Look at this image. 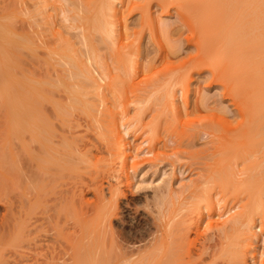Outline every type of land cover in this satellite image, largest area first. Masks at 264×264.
Returning <instances> with one entry per match:
<instances>
[{"label":"rangeland","instance_id":"rangeland-1","mask_svg":"<svg viewBox=\"0 0 264 264\" xmlns=\"http://www.w3.org/2000/svg\"><path fill=\"white\" fill-rule=\"evenodd\" d=\"M62 1L15 0L24 12L17 33L33 36L37 50L20 55L21 72L60 79L61 91L51 95L67 117L57 118L51 104L47 107L44 102L43 121L53 128L51 140L57 144L62 136L64 146L72 141L73 146H68L87 157L83 155L85 163H78V168L84 167L80 172L72 169L73 178L68 173L70 177L63 178L66 168L60 176L51 163L39 166L43 145L38 144L50 139L49 133L42 132L43 141L38 133L37 146L27 142V131L23 130L28 140L20 130L10 136L19 144H15L18 153L21 141L31 146L24 142L21 159L24 154L30 159L39 147L40 160L14 156L9 171L19 159L16 171L23 172L22 180L15 172L20 182L8 178L12 171L2 175L7 180L0 183L6 185L5 193L0 192V237L7 235L0 257L6 253L4 258H59V243L92 233L107 247L117 245L129 252L130 259L115 264H264V25L251 16L256 1L209 0L218 6L210 2L213 8L207 0ZM74 3L79 10H74ZM106 7H112L111 12ZM252 21L259 26L253 27ZM56 44L69 50L66 53L73 52L76 70L63 60L61 66L49 69L47 55ZM71 72H78L74 81ZM68 84L79 93L76 102L69 90L73 85ZM72 103L75 110L68 108ZM54 141L48 140L59 146ZM28 163L38 169L32 165L34 170H29ZM51 172L54 176L48 177ZM33 173L36 179L47 176L42 187L47 186L29 189L30 182H24H36ZM71 190L75 191L73 204L68 202ZM37 194L40 201L33 206ZM17 222L20 239L14 237ZM111 252L97 262L110 261Z\"/></svg>","mask_w":264,"mask_h":264},{"label":"bare ground","instance_id":"bare-ground-1","mask_svg":"<svg viewBox=\"0 0 264 264\" xmlns=\"http://www.w3.org/2000/svg\"><path fill=\"white\" fill-rule=\"evenodd\" d=\"M4 2H5V0H3ZM3 1L1 2L0 1V3H1V5H0V116H1V118L3 117V119L0 121V123L2 124L3 123V127L2 126H0V128L1 129H3L4 128V130H5V133H4V135H5V138H1V140H0V176H2V175H5V174H7L6 172H8V174L12 171V173L13 172H15L17 175H19L20 177H21V180H22V176H23V172L22 173H20V174H22V176L19 174V173H17V171H16V169H18V167H16V166H19V165H17V164H19L20 163V160L19 159H21L22 158V156H21V154H23L24 152H22V151H20V150H22L23 148H26V144L29 146V144L31 143V144H36V142L37 141H35V140H37L39 137H38V133L40 134V139H41V136L44 134V133H42V132H45V133H49V135H48V138H50V139H48L49 141H54V140H51L52 138V135H50V133H52L53 134V128H51L47 123H46V119H45V122L43 121L44 120V117L42 118V115H43V112H42V110H43V103L44 102H47L46 103V106H47V104L49 103V104H51V106H52V108L54 109V111H55V114H56V116H57V118L59 117V119H62V116H66V114L64 115V113H62L63 112V107L59 104V101H56L55 100V98H53V96L54 95H51L52 93H54L55 91H61V90H59V88H60V85H61V81H60V79L59 78H57L56 80H53V79H51V77H48V74L46 75L47 77L46 78H44L45 76H43V78L41 77H36L37 76V74L35 75L34 73L35 72H33L32 71V69H31V71H32V73L30 74L27 70V72L26 71H24V73H26V74H24L23 72H21V64H22V60L20 59V55L21 56H23V55H25L26 54V52H23V51H28V52H34L35 51V42H33V41H35V40H33V38H31V37H33V36H30L29 34L27 35V34H18L17 33V27H16V24L19 22V20H18V18H19V16L21 15V16H23L22 14L24 13L23 12V10H22V12L23 13H21L20 11H21V9L20 10H18V8L22 5V4H20L19 2H15V0H13L12 2L13 3H17V4H11L10 2V4L8 3V1L6 0V6H4V5H2L3 4ZM11 1V0H10ZM49 1V0H48ZM56 1V0H55ZM62 1V0H61ZM64 1V0H63ZM62 1V2H63ZM67 1V0H66ZM76 1V0H75ZM75 1H73V2H75ZM209 0H207V2H208ZM253 1H256L255 3V6H253L254 8L253 9H255L254 11L252 10L251 11V16H252V18L254 17V19H256V20H259L258 22H260V23H262L263 22V25H264V8L262 7V5H264V0H253ZM253 1L251 0V4L253 3ZM40 2V1H39ZM39 2L37 3L38 5H39ZM68 3H70L69 2V0L67 1ZM72 2V3H73ZM77 2V1H76ZM80 2V1H79ZM211 2V1H210ZM210 2H208V3H210ZM240 2H242V1H240ZM243 2H244V0H243ZM250 2V1H249ZM249 2H248V5H249ZM18 3H19V5L20 6H18ZM41 3V2H40ZM43 3V2H42ZM68 3H66L67 5H68ZM109 3H111V1H109ZM108 2H107V4L106 5H108L109 4ZM212 3V2H211ZM211 3H210V5H211ZM247 3V2H246ZM36 4V5H37ZM44 4H45V1H44ZM58 4V3H57ZM71 4V3H70ZM76 4H78V3H76ZM80 4H81V2H80ZM185 4V3H184ZM190 4V3H189ZM213 4V3H212ZM238 4H239V2H238ZM12 7H11V6ZM73 5V4H72ZM183 5V4H182ZM186 6L185 7H187L188 5L187 4H185ZM214 6L216 5V7H218L217 6V4H213ZM219 5V4H218ZM26 6V5H25ZM40 6V5H39ZM78 6V5H77ZM109 6V5H108ZM110 6H111V4H110ZM179 6V5H178ZM212 6V5H211ZM66 8H67V6H65ZM72 7H75L74 8V10L75 9H77L76 8V6H75V3H74V5L72 6ZM80 7H83V6H81L80 5ZM105 7V6H104ZM180 7H181V4H180ZM215 7V8H216ZM220 7V6H219ZM223 7V6H222ZM43 8V6L41 7V9ZM86 8V7H85ZM107 8V7H106ZM108 8L110 9V11L108 10ZM107 8V11H108V13L109 12H111V9H112V7H108ZM208 8H209V6H208ZM212 8H213V6H212ZM211 8V9H212ZM224 8V7H223ZM236 8H238V7H234V9H236ZM38 9V8H37ZM36 9V10H37ZM44 9V8H43ZM81 9V8H80ZM182 9H183V7H182ZM189 9V7L187 8V10ZM32 10V9H31ZM77 10H79V8L77 9ZM83 8H82V11L81 12H83ZM101 10V9H100ZM186 10V9H185ZM184 10V11H185ZM204 10H206V9H204ZM204 10H203V12H204ZM45 11V10H44ZM76 11V10H75ZM84 11H86V9L84 10ZM189 11V10H188ZM201 11H202V9H201ZM209 11H211V10H209ZM80 12V13H81ZM27 13V12H26ZM35 13V12H34ZM39 13V12H38ZM44 13V12H43ZM108 13H106L107 15H108ZM190 13V12H189ZM196 13V12H195ZM204 13H206V11L204 12ZM68 14H69V11H68ZM207 14H210V13H207ZM253 14V15H252ZM27 15V14H26ZM33 15H37V14H33ZM32 15V16H33ZM205 16H206V14H204ZM250 15V14H249ZM77 16V15H76ZM208 16V15H207ZM210 16V15H209ZM208 16V17H209ZM77 18V17H76ZM252 18H251V20H252ZM35 19V18H34ZM38 19V18H37ZM43 19H45V18H43ZM206 19V18H205ZM42 20V19H41ZM48 20H49V18H48ZM71 20H73V19H71ZM256 20L254 21V22H256ZM18 21V22H17ZM30 21V20H29ZM38 21H40V19L39 20H37V22ZM74 21V20H73ZM73 21H71V22H73ZM76 21V20H75ZM94 22V21H93ZM257 22V23H258ZM22 22H20L19 24H21ZM74 23V22H73ZM251 23H253V21L251 22ZM257 23H255V24H257ZM23 24H24V21H23ZM26 24V23H25ZM25 24H24V26H25ZM33 24V23H32ZM255 24L253 23L252 24V26L254 25L255 26ZM34 25L35 24H33V27H34ZM258 25V24H257ZM18 26V25H17ZM23 26V27H24ZM253 26V27H254ZM259 26V25H258ZM258 26H256V28H258ZM23 27H22V29H20V30H22V31H24L23 30ZM26 27V26H25ZM25 27H24V29H25ZM30 27H32V26H30ZM101 27H103L102 25H101ZM261 27H263V26H261ZM35 28V27H34ZM33 29V28H32ZM40 29H41V26H40ZM55 29V28H54ZM80 30V29H79ZM97 30V29H96ZM103 30H104V28H103ZM258 30V29H257ZM256 30V31H257ZM19 31V30H18ZM81 31V30H80ZM254 31V30H253ZM262 32H263V34H264V28H263V30H262ZM64 34V33H63ZM62 34V35H63ZM260 34V33H259ZM34 35V34H33ZM65 35V34H64ZM80 35H82V34H80ZM261 35V34H260ZM57 36V35H56ZM263 36V35H262ZM35 37V36H34ZM39 37V36H38ZM255 37V36H254ZM57 38H58V36H57ZM55 39V38H54ZM64 39V38H63ZM264 39V38H263ZM33 40V41H32ZM58 40H59V38H58ZM57 40V42H59ZM60 40H62V38H60ZM261 40V39H260ZM260 40H259V42L258 43H260ZM37 41V40H36ZM63 42H64V40H63ZM61 43V42H60ZM66 43V42H65ZM65 43H62V45L63 44H65ZM261 43H263V42H261ZM40 44V43H39ZM43 44V43H42ZM59 44V43H58ZM264 44V43H263ZM44 46H45V44H43ZM47 45V44H46ZM61 44H59V46H62ZM77 45V44H76ZM64 46V45H63ZM66 46V45H65ZM264 46V45H263ZM56 48H54V49H51L50 51H49V55H47V58H48V56L50 57L48 60V62L46 63V65L49 67V69L50 68H54L55 66H61V65H59L60 64V62H62V60H63V62H65L66 64H68V65H70L69 67H71V65H72V69L75 67L74 65V63H76V62H74L73 63V61L75 60V59H73L72 57H71V55L73 56V52H72V54H69V53H66L65 51L67 50H63V49H60L59 47H58V45L56 44V46H55ZM67 47H69V46H67ZM64 48V47H63ZM70 49H71V47H70ZM86 49V48H85ZM83 50V49H82ZM210 50V49H209ZM67 51H69V50H67ZM23 52V54H21ZM36 52H37V50H36ZM36 52H34V53H36ZM85 52V51H84ZM83 52V53H84ZM25 53V54H24ZM83 53H82V57H83ZM33 54V53H32ZM40 54V53H39ZM45 54V53H44ZM46 55V54H45ZM79 55H81L80 53H79ZM85 55V54H84ZM26 56H27V54H26ZM34 56V55H33ZM88 56V55H87ZM81 57V58H82ZM85 57V56H84ZM26 58H29V57H26ZM31 58H35V57H31ZM79 58V57H78ZM36 59V58H35ZM35 59H34V61H35ZM92 59V58H91ZM20 60H21V63H20ZM29 60V59H28ZM39 60V59H38ZM33 61V60H32ZM40 61V60H39ZM79 61V60H78ZM89 61V60H88ZM24 62V64H26L25 63V60L23 61ZM41 62V61H40ZM35 63H37V64H39L40 65V63H38V62H36L35 61ZM43 64H41V65H43V66H45V62H42ZM23 64V65H24ZM30 64V63H29ZM34 64V63H33ZM34 65H36V64H34ZM91 65H92V63H91ZM36 66H38V65H36ZM74 66V67H73ZM76 66H78V65H76ZM31 67V66H30ZM39 67L40 66H38V69H39ZM92 67V66H91ZM33 68V67H32ZM45 68V67H44ZM44 68H40V69H43L44 70ZM75 70H76V68H74ZM24 70V69H23ZM34 70V69H33ZM48 70V69H47ZM39 72V71H38ZM37 71H36V73H38ZM58 72L60 73V70H58ZM50 73H51V71H50ZM72 74H71V77H70V79L71 80H73L74 81V79L76 78V76H78L77 75V73H74V72H71ZM86 73V72H85ZM39 74V73H38ZM43 74V73H42ZM46 74V73H45ZM53 74V73H52ZM79 74H81L80 72H79ZM88 73H86V75H87ZM51 75V74H50ZM66 75V74H65ZM83 75V74H82ZM89 75V74H88ZM87 75V76H88ZM39 76H41V75H39ZM68 76V75H67ZM67 76H66V78H67ZM90 76H91V74H90ZM53 77H55V76H53ZM79 77V76H78ZM77 77V78H78ZM81 77V76H80ZM63 78H65V77H63ZM82 78V77H81ZM84 78V77H83ZM55 79V78H54ZM66 79H64V81H65ZM86 80H87V78H86ZM69 81V77L67 78V82ZM77 81V80H76ZM80 81V80H79ZM88 81H90V80H88ZM87 81V82H88ZM91 82V81H90ZM72 83V82H71ZM81 83V82H80ZM79 83V84H80ZM65 84V83H64ZM67 85V84H66ZM69 85H73V84H68V86ZM62 86V85H61ZM75 85H73V87L72 86H69L70 88H69V90H70V93H71V97L73 98V100H74V102H76L75 100H76V95H78L79 93L78 92H76V89H73V88H75L74 87ZM78 86V85H77ZM85 86V85H84ZM87 86V85H86ZM64 87V86H63ZM72 87V88H71ZM64 90V89H63ZM66 90V89H65ZM84 91V90H83ZM86 91H87V89H86ZM85 91V92H86ZM90 91V90H89ZM89 91H87V92H89ZM66 93V92H65ZM87 94V93H86ZM55 96H57V95H55ZM60 96V95H59ZM69 96H70V94H69ZM85 96V95H84ZM87 96V95H86ZM85 96V97H86ZM58 97V96H57ZM62 97V96H61ZM70 97V98H71ZM72 98H71V100H72ZM82 98H84L83 96H82ZM59 99H61V98H59ZM86 99V98H85ZM88 99V98H87ZM62 101V100H61ZM67 101V100H66ZM78 101V100H77ZM73 102V103H74ZM79 102V101H78ZM72 103V105H70V106H68V108H72V110H75L74 109V104ZM84 104H85V102H84ZM78 106H79V104H77ZM86 105V104H85ZM73 106V107H72ZM48 107V106H47ZM46 107V108H47ZM82 107V106H81ZM85 108V107H84ZM264 108V107H263ZM44 110H45V107H44ZM49 110V109H48ZM65 110V109H64ZM71 110V109H70ZM46 111V110H45ZM51 111V110H50ZM66 111V110H65ZM64 111V112H65ZM49 112V111H48ZM50 113V112H49ZM68 115H69V113H67ZM45 115V114H44ZM54 115V114H53ZM67 117V116H66ZM47 118V117H46ZM51 120H53L52 119V117H51ZM58 120V119H57ZM62 120H64V119H62ZM49 120L47 119V122H48ZM67 121V120H66ZM50 122V121H49ZM60 123V122H59ZM62 123H63V121H62ZM65 123H67V122H65ZM64 123V124H65ZM52 123L50 122V125H51ZM54 124V123H53ZM52 124V125H53ZM61 124V123H60ZM71 124H73V123H71ZM55 125V124H54ZM57 125V124H56ZM58 126V125H57ZM68 126V125H67ZM70 127V126H69ZM73 127H75L74 125H73ZM73 127H71L70 129H72ZM58 128V127H57ZM67 128V127H66ZM0 129V130H1ZM62 129H64V128H62ZM69 129V128H68ZM19 130L21 131V132H23V130L24 131H27L28 133H26V132H23V134L24 133H26V134H29V136H27L26 134H24L23 136H24V138H25V140H28V137H29V141H27V142H29V144L27 143V142H23V141H21L20 143H21V147H22V149H20L19 150V152L20 153H18L16 150H17V146L19 145L18 143H16L15 141L13 142L12 140H14V139H12L10 136L12 135V134H15V133H17V132H19ZM59 130V129H58ZM75 130V129H74ZM103 130V129H102ZM112 130V129H111ZM2 131V130H1ZM0 131V132H1ZM61 132H65V131H62V130H60ZM73 131V130H72ZM104 131V130H103ZM107 131V130H106ZM110 131V130H109ZM102 132V131H101ZM113 134H115L116 136H119V131L118 130H114L113 129ZM42 133V134H41ZM67 133V132H66ZM111 133V132H110ZM18 134V133H17ZM72 134V133H71ZM0 135H2L3 137H4V135L3 134H1L0 133ZM46 135V134H45ZM21 136V135H20ZM50 136V137H49ZM53 136H54V134H53ZM56 136V135H55ZM104 136H106V135H104ZM22 137V136H21ZM43 137H45V136H43ZM46 137H47V135H46ZM60 137H62V136H60ZM60 137H59V142L57 143L59 146H56V147H53L51 144L52 143H49L48 142V140H46V141H43L44 139H46V138H42L41 139V141H43V142H45V143H43V144H40V142H39V146L40 145H43V146H40V148L39 147H37V149H36V151H34V152H36L37 154H38V156H39V153L37 152L39 149L41 150V153H42V155H41V153H40V156L42 157L43 156V160L41 159V161H40V163L41 164H39V166L40 165H42V163H44V164H46V163H49V165L48 166H51L50 165V163L51 164H53L54 166H51V167H54V171L56 172V173H58L59 172V175L61 176V173L60 172H62L65 168L68 170L69 169V171H70V169H71V173L70 172H68L67 170V172L64 170L63 171V173L65 172V174H66V176H65V174H63L62 173V175L63 176H65V177H63V178H66L68 175H67V173L68 174H70V176H72V178H73V175H71V174H73L72 173V169L73 170H75V172H76V170L77 171H79L78 169H80V171L84 168L83 166V168L82 167H80L81 165V163L83 164V163H85V160H86V155L87 154H79L78 155V153H77V151H75L74 152V150H77V148L76 149H74L72 146V144H70V143H72V141L70 142L69 140V143L67 144V147H68V149H69V151H67V150H64L63 148H61L62 146H64L65 144H66V142H65V144L64 143H61L62 142V140L63 139H61L60 140ZM66 137V136H65ZM67 137H69V136H67ZM113 137V136H112ZM17 139H18V137H16ZM58 138V137H57ZM69 138H71V137H69ZM72 139H74L73 137H72ZM20 140V139H19ZM23 140V139H22ZM30 140H32L33 141V143L32 142H30ZM75 140V142H76V139H74ZM35 141V142H34ZM12 142L14 143L13 145L15 146V144H18V145H16L15 146V150H14V147H13V145H12ZM48 142V143H47ZM55 142V141H54ZM54 142H53V144H54ZM57 142V141H56ZM56 142H55V145H57L56 144ZM64 142V141H63ZM105 142V141H104ZM38 143V142H37ZM78 143V142H77ZM122 143V142H121ZM50 144V145H49ZM63 144V145H62ZM72 145L71 147L70 146H68V145ZM74 144V143H73ZM76 145V144H75ZM78 145V144H77ZM80 145V144H79ZM78 145V146H79ZM125 145V144H124ZM123 145V146H124ZM34 146V145H33ZM36 146H37V144H36ZM42 147V148H41ZM59 147V148H58ZM65 147V149L67 148L66 146H64ZM70 147V148H69ZM20 148V147H19ZM29 148H31V146H29ZM39 148V149H38ZM72 148V149H71ZM34 150V149H33ZM71 150H73V152L71 151ZM110 150V149H109ZM16 151V152H15ZM29 152V151H28ZM33 152V153H34ZM87 152V151H86ZM88 152H90V151H88ZM16 153H18V155H20V156H16ZM32 153V154H33ZM36 153H34L35 155H30V159H29V161H32L31 159H33V160H37V154ZM74 153V154H73ZM29 154H31V153H29ZM74 155L77 157V160L74 162L73 160V158H74ZM86 156V157H84V156ZM14 156H15V158L16 157H19V159H18V161H19V163H15V162H18V161H15L14 163H15V165H14V163H12L15 167L13 168V166H12V168H11V171H9L10 170V163H11V161H14ZM24 156V158L23 159H27V158H25V154L23 155ZM83 157V159H81L80 157ZM21 157V158H20ZM40 157V158H41ZM23 159H21V160H23ZM27 159V160H28ZM39 159V158H38ZM88 159V158H87ZM17 160V159H16ZM26 160V161H27ZM35 160V161H36ZM40 160V159H39ZM38 160V161H39ZM43 161V162H42ZM81 161V163L80 164H78L79 162ZM23 162V161H22ZM11 164V165H12ZM24 164V163H23ZM25 164H26V162H25ZM30 164V166H27V165H29ZM88 164H89V162H88ZM9 165V166H8ZM27 165H25V168H26V166L28 167V169L30 170V169H33L34 170V168L32 167V165H35L34 163L33 164H31V163H28ZM47 165V164H46ZM78 165H80L79 167L80 168H78L77 166ZM84 165H87V164H84ZM90 165V164H89ZM89 165H87L88 167H89ZM8 166V167H7ZM36 166V165H35ZM20 167H22V165L20 166ZM20 167H19V169H20ZM30 167V168H29ZM32 167V168H31ZM55 167H57V170H59V171H56L55 170ZM77 167V168H76ZM87 167V168H88ZM7 168H9L8 169V171H7ZM24 168V167H23ZM36 168L38 169V167L36 166ZM35 168V169H36ZM42 168V167H41ZM46 168H48V167H46ZM46 168H44V169H46ZM82 168V169H81ZM12 169H14V170H12ZM27 169V168H26ZM27 169V170H28ZM25 170V169H24ZM53 170V169H52ZM51 169L50 170H47V171H52ZM53 171V172H54ZM79 171V172H80ZM18 172H20L19 170H18ZM40 172H41V170H40ZM43 172V171H42ZM53 172H51L52 174H49L48 173V177L49 176H51V175H53ZM54 172V173H55ZM74 172V176H76V175H78V173L76 174ZM27 173L28 172H26V177H27ZM36 173V172H35ZM15 174V175H16ZM25 174V173H24ZM34 174V173H33ZM37 174H38V172H37ZM37 174H34V178L36 179V177H35V175L37 176ZM40 174V173H39ZM76 174V175H75ZM14 175V173H13V175L11 174H9V177L8 178H10V176L12 177L11 179L12 180H14L13 182H15V180L16 179H18V181H19V176L18 177H16ZM30 175V174H29ZM56 175V174H55ZM8 175H6V177H7ZM15 176V178H13ZM25 176V175H24ZM43 176V175H42ZM54 176V175H53ZM70 176H68V177H70ZM30 177H32L31 175L29 176V178ZM41 177V174H40V176L37 178V179H39ZM46 178H48L47 176H45ZM45 177L43 178L44 180H46L45 179ZM1 178H3V176L1 177ZM1 178H0V183L2 184V182H4V181H6L7 179L5 178V180H3L2 179V181H1ZM55 179H56V177H54ZM59 177H57V179H58ZM63 178H61V180L63 179ZM28 179V178H27ZM37 179H36V182H35V180H33V178H32V180L35 182V184H34V186H33V183L31 182V181H29V179L26 181V182H24V183H29L30 185H32V187L29 185L28 186V184L26 185V186H28L29 187V189L30 188H34V187H38L39 189L40 188H44V187H46L47 186V184H46V186H44V187H42V183H44L43 182V179H42V177L40 178V179H42L41 181L39 180V182H37ZM52 179H53V177H52ZM54 179V180H55ZM56 179V180H57ZM71 179V178H70ZM30 180H31V178H30ZM47 180H49V179H47ZM8 181H9V179H8ZM7 181V182H8ZM17 181V182H18ZM24 181V180H23ZM51 181V180H50ZM20 182V181H19ZM19 182H18V184H19ZM41 182V183H40ZM56 182V181H55ZM78 183V182H77ZM14 184V183H13ZM76 184V183H75ZM75 184L73 185V186H75ZM5 185V184H4ZM4 185H3V187H2V185L0 186V192L3 194V192L5 193V191H6V188L4 187ZM16 185H17V183H16ZM37 185V186H36ZM52 185V184H51ZM78 185V184H77ZM6 186V185H5ZM9 186V185H8ZM8 186H7V189H8ZM20 186V185H19ZM22 186H24V184L23 185H21L20 186V188L22 187ZM68 186V185H67ZM73 186H72V188H73ZM3 188H5V189H3ZM10 188H11V186H10ZM19 188V187H18ZM80 188H81V186H80ZM26 189H27V187H26ZM69 189H71V188H69ZM9 190V189H8ZM36 190V189H35ZM34 190V191H35ZM42 190V189H41ZM68 190V189H67ZM75 190V189H74ZM98 190V189H97ZM101 190V189H100ZM10 191V190H9ZM37 191V190H36ZM35 191V192H36ZM72 191V190H71ZM99 191V190H98ZM16 192V191H15ZM27 192V191H26ZM31 192V191H30ZM35 192L33 193L34 195H35ZM39 192V191H38ZM50 192V191H49ZM65 192V191H64ZM0 193V195H2ZM7 193V192H6ZM11 193H13L12 195H14V192L12 191ZM66 193V192H65ZM64 193V194H65ZM19 194V193H18ZM18 194H16V195H18ZM30 194H32V193H30ZM59 194H61V193H59ZM67 194V193H66ZM71 196H70V198H69V204H70V202H72V204H73V200L71 201V199H74V197H75V191H72L71 193ZM101 193L99 192V195H100ZM9 195H10V193H9ZM8 195V196H9ZM38 195V194H37ZM68 195H69V192H68ZM28 195H26V197H27ZM102 196V195H101ZM3 197H6V196H3ZM22 197V196H21ZM35 197V196H34ZM61 197V196H60ZM16 198V197H15ZM67 198H68V196H67ZM6 199V198H5ZM24 199V198H23ZM22 199V200H23ZM34 199V198H33ZM113 199V198H112ZM11 200V199H10ZM61 200V199H60ZM76 200V199H75ZM16 201H18V200H16ZM24 201V200H23ZM39 201H40V198H39V195L37 196V197H35V199L33 200V203L31 204V205H33V204H36V205H38L39 204ZM61 201H64V200H61ZM78 200H76V202H77ZM112 201V200H111ZM8 202H10V201H8ZM18 203H20L19 201H18ZM26 203V202H25ZM66 203H67V200H66ZM104 203V202H103ZM108 203V202H107ZM110 203V202H109ZM22 204H23V202H22ZM96 204V203H95ZM76 205V204H75ZM110 205H111V203H110ZM113 205V204H112ZM14 206V205H13ZM24 206H25V204H24ZM34 206V205H33ZM99 206V205H98ZM107 206V205H106ZM106 206H103V207H106ZM69 207V206H68ZM73 207V206H72ZM113 207V206H112ZM16 208H18V206L16 207ZM64 208H65V206H64ZM13 209H15V208H13ZM71 209V208H70ZM69 209V210H70ZM109 209V210H108ZM108 209H107V211H108V213H109V211H110V209H112L111 207L109 208V205H108ZM62 210V209H61ZM96 211V210H95ZM112 211V210H111ZM15 212V211H14ZM17 213V212H16ZM113 213V212H112ZM104 215H107V212H105L104 214H103V216ZM97 216V215H96ZM102 216V218H104ZM8 219H9V217H8ZM17 219V218H16ZM104 219H106V217L104 218ZM103 220V219H102ZM7 221V220H6ZM12 221V220H11ZM18 221V220H17ZM27 221V220H26ZM26 221L24 220V222L26 223ZM104 221V220H103ZM9 222V221H8ZM36 222V221H35ZM5 223V222H4ZM2 224V223H1ZM6 225H4V227H5ZM8 226H9V223H8ZM11 226V225H10ZM14 226V225H13ZM248 227L249 226H252L251 224H249V225H247ZM16 227L17 228H14V231H16L15 232V236L14 237H16L17 239H20V235H21V224L19 223V222H17L16 223ZM7 228V227H6ZM247 229H251V228H247ZM1 230V229H0ZM3 230L5 231L6 229L5 228H3ZM34 231H35V229H33ZM36 230H37V227H36ZM3 231V232H4ZM13 231V232H14ZM29 231H31L30 229H29ZM33 231V232H34ZM55 232V231H54ZM26 233V232H25ZM32 233V232H31ZM84 233H86V232H84ZM28 234H29V232H28ZM7 235V234H6ZM6 235H5V238H2V234H1V237H0V246H3V245H5V243L3 242L5 239H6ZM33 235V234H32ZM87 235V234H86ZM85 236V235H84ZM83 236V238H81V239H77L76 238V240L74 239H71L70 238V240H67V242H65L64 244H60L59 243V258H57L58 256L57 255H55V257L54 256H50L49 258L48 257H45L44 255V257L45 258H32V259H27L26 258V260H24V259H18V258H11L10 256L8 257V258H4L5 257V255H6V253L4 254V256L2 257H0V264H102L103 262V260L101 261V263L99 262H97L98 260H100L101 258H105L104 256H105V253L107 252V251H112V252H114L115 253V255H114V253H113V256L112 257H110L109 258V260L110 261H104V263L105 264H115V262L116 261H120V262H122L123 260H128V253L129 252H127V251H123L121 248H119L117 245H111L110 247H107L106 246V244H104V243H102L101 241H99L100 239L99 238H94V236L92 235V233H90L89 234V237L88 236H85L84 237ZM23 237H26V236H24L23 235ZM22 237V238H23ZM99 237V236H98ZM69 239V238H68ZM35 242H38V241H36L35 240ZM12 244V243H11ZM14 244H16V243H14ZM18 244V243H17ZM28 244V243H27ZM30 244H32V243H30ZM24 245V244H23ZM33 245V244H32ZM20 246V245H19ZM22 246V245H21ZM26 248H28V246L25 244L24 245ZM24 246H22V247H24ZM34 246V245H33ZM8 247H10V244H9V246ZM24 247V248H25ZM3 248H7V247H3ZM2 248V249H3ZM20 248V247H19ZM36 248V247H35ZM44 248V247H43ZM8 249V248H7ZM9 249H13V247H11V248H9ZM34 250V249H33ZM32 250V251H33ZM36 250V249H35ZM40 250V249H39ZM6 251V250H5ZM26 251V250H25ZM7 252H8V250H7ZM10 252V251H9ZM11 252H12V250H11ZM19 252V251H18ZM21 252V251H20ZM27 252V251H26ZM111 252V253H112ZM34 253V252H33ZM47 253V252H46ZM37 254H38V252H37ZM44 254V253H43ZM55 254H57V253H55ZM110 254V252L108 253V255ZM131 254V253H130ZM42 255V254H41ZM41 255H38V256H41ZM48 255V254H47ZM108 255H107V257H108ZM132 255V254H131ZM11 256H13V255H11ZM49 256V255H48ZM32 257H34V256H32ZM130 258H131V256H130ZM129 258V259H130ZM113 260V261H112Z\"/></svg>","mask_w":264,"mask_h":264}]
</instances>
